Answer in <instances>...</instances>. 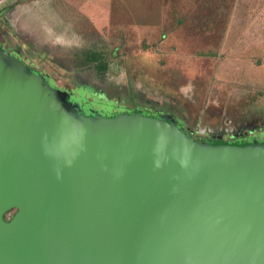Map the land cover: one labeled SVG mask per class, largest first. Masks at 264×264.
I'll return each mask as SVG.
<instances>
[{
	"label": "water",
	"instance_id": "1",
	"mask_svg": "<svg viewBox=\"0 0 264 264\" xmlns=\"http://www.w3.org/2000/svg\"><path fill=\"white\" fill-rule=\"evenodd\" d=\"M0 264H264V147L74 117L0 49Z\"/></svg>",
	"mask_w": 264,
	"mask_h": 264
},
{
	"label": "rangeland",
	"instance_id": "2",
	"mask_svg": "<svg viewBox=\"0 0 264 264\" xmlns=\"http://www.w3.org/2000/svg\"><path fill=\"white\" fill-rule=\"evenodd\" d=\"M261 5L260 0L251 7L237 0H0V46L81 96L88 110L100 107L108 114L112 105L118 113H155L168 124L181 121L198 141L229 140L248 129L255 133L239 141L264 140V54L248 49L247 41L232 54L222 40L233 16L246 22L250 15L253 31L264 28L258 24L264 18ZM251 44L260 48L262 42ZM113 50L117 57L102 75L78 67L87 52Z\"/></svg>",
	"mask_w": 264,
	"mask_h": 264
},
{
	"label": "trees",
	"instance_id": "3",
	"mask_svg": "<svg viewBox=\"0 0 264 264\" xmlns=\"http://www.w3.org/2000/svg\"><path fill=\"white\" fill-rule=\"evenodd\" d=\"M0 49H3L0 46ZM9 53V52H8ZM10 56L14 57L17 59L27 70L28 73L35 75L37 78H40L42 80V83L44 85L48 86V89L53 92L56 96L57 99L64 101L68 107H69V112L77 118H85L89 120H111L115 119L121 116H132L136 114H140L144 117H149V118H157L155 113L151 112H141L138 110H131V111H124V112H119L116 111L115 107H112V105H107L112 108V111H110L108 114H103V112L100 110V107L97 108H91L88 110L86 106L88 104L81 98V96H76L74 92H72L69 89L66 88H59L58 86L55 85L53 80L46 74H43L41 72H38L31 68L30 66L26 65L23 63L18 57L15 55L9 53ZM117 57L116 50L111 51L109 54L104 53V52H99V51H90L87 52L79 61H78V67H91L93 68L99 75H102L108 70V64L111 59H114ZM73 98V101L70 99ZM105 106V105H104ZM103 107V106H102ZM177 128L184 133V135H187L192 141L198 142V143H207L210 146L217 147V146H232V147H264V140L263 139H258V140H248V141H239L240 137L249 136V133H252L254 130L248 129L247 132H238L236 134H232L229 138V140H224L221 137H213L211 140H204V141H198L196 140L190 130L186 129L183 127V123L181 121H175ZM255 133V131L253 132ZM214 140V141H212ZM239 141V142H237ZM15 209H11L6 212L4 215V219L6 221H9L12 216L15 213Z\"/></svg>",
	"mask_w": 264,
	"mask_h": 264
},
{
	"label": "crops",
	"instance_id": "4",
	"mask_svg": "<svg viewBox=\"0 0 264 264\" xmlns=\"http://www.w3.org/2000/svg\"><path fill=\"white\" fill-rule=\"evenodd\" d=\"M257 1L258 0H237V3L238 4L244 3L246 5V2H247V5L251 7L252 4L256 3ZM260 1L262 2L261 6H264V0H260ZM236 10H237V7L233 9L234 15L236 13ZM249 17L246 18V22L243 18L237 19V17H234V16L229 21V27H227L222 40L226 42L227 49H229V51H231L232 54L236 52H240L239 49L241 47L243 48V46H240L239 42H243V41H247L248 44H250V45H247L248 49H251V50L260 49V51H262V53L264 54V28L259 29V32L253 31V29L250 28V25L255 24V21L251 17L250 18ZM259 21L260 22H258V24L264 26V18L259 19ZM256 41L262 42V44H258V47L260 48H256V44H251V42H256ZM227 42H229L228 45H227ZM260 64L261 63L257 65H260ZM249 66H252V65L249 64Z\"/></svg>",
	"mask_w": 264,
	"mask_h": 264
}]
</instances>
